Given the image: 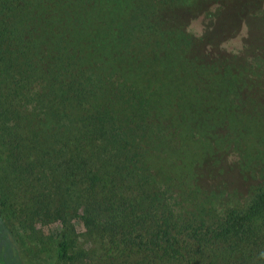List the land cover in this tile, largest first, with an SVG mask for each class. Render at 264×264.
Here are the masks:
<instances>
[{"label":"trees","instance_id":"obj_1","mask_svg":"<svg viewBox=\"0 0 264 264\" xmlns=\"http://www.w3.org/2000/svg\"><path fill=\"white\" fill-rule=\"evenodd\" d=\"M232 3L0 0V171L12 175L0 205L21 192L30 228L59 200L49 235L61 264L85 257L91 234L98 264H264V181L223 203L221 190L184 182L203 148L192 114L215 122L205 138L223 131L231 111L216 90L253 86L249 64L214 56V41L205 48L188 28L202 15L215 38L207 25ZM70 219L85 228L80 247Z\"/></svg>","mask_w":264,"mask_h":264},{"label":"rangeland","instance_id":"obj_2","mask_svg":"<svg viewBox=\"0 0 264 264\" xmlns=\"http://www.w3.org/2000/svg\"><path fill=\"white\" fill-rule=\"evenodd\" d=\"M232 1V4L226 6V10L213 17L212 26L207 25V28L213 31L215 38L205 37L202 15L196 16L188 26L196 36L199 35L205 40V48L210 46L207 44L208 40L214 41L216 44L213 47L214 56L226 63L228 61L246 62L251 66L249 80L252 81L254 87L239 81L238 78H233L226 88L216 90V93L224 97L221 102L226 103V109L231 111L230 126L225 125L226 129L223 131H216L214 128L215 133L207 132L205 138V132L209 130L208 126L216 127L215 122L209 123L208 126L203 125L201 116L192 114L193 121H197L192 130L196 132L199 130L200 135L193 137L196 142L203 145V148L199 149L196 160L191 165L193 172L184 175V182L195 184L200 189L214 192L216 195L221 190L219 203L228 202L234 197L233 193L236 194V199L239 202L246 201L250 193V191L247 192L248 186L256 187L257 183L264 181V0L252 1L250 7L256 10H248L250 7L245 2L243 7L247 6L246 9L239 10L242 8L238 3L239 0ZM169 61L172 62L170 59ZM194 79L199 81L200 78L195 76ZM198 85L204 86L202 82ZM250 88L252 90L254 88V91ZM207 100L214 99L207 98ZM200 101L205 102L206 107L208 106L204 98ZM251 104H255L259 108L254 110L250 106L247 108V115L244 114L243 108ZM213 141L219 143L220 148L214 147L210 150L206 147ZM3 176H6V179ZM11 177L12 175L7 170H1L0 186L3 183L6 185L7 178ZM24 191V196H26L31 190L27 188ZM20 194L21 192L15 188L10 192V203H15L12 207H9L8 203L5 207L0 205V219L6 225L8 236L15 234L17 250L22 257V263L61 264L53 256L54 239L49 235L55 229H60L61 218L56 211L59 200L52 203L47 214L48 217L42 221H33L31 227L27 228L24 227L25 224L21 225L18 221V216L22 222L24 221L23 215L18 209L21 202H24L23 196ZM59 196L60 194L57 195V198ZM13 216H16L17 220ZM68 223L74 226V231L71 233V236L75 237L73 245L80 247L82 240L85 239L81 237L85 228L80 224H75L71 219L68 220ZM11 229L13 234L10 232ZM86 236L91 249L88 250L85 257L75 259L71 264H98L99 255L101 256L103 253L101 251L103 243L95 234ZM102 258L107 260L110 257L103 255Z\"/></svg>","mask_w":264,"mask_h":264},{"label":"flooded vegetation","instance_id":"obj_3","mask_svg":"<svg viewBox=\"0 0 264 264\" xmlns=\"http://www.w3.org/2000/svg\"><path fill=\"white\" fill-rule=\"evenodd\" d=\"M0 219V262L3 264H23L17 250L16 239L6 232V227Z\"/></svg>","mask_w":264,"mask_h":264},{"label":"water","instance_id":"obj_4","mask_svg":"<svg viewBox=\"0 0 264 264\" xmlns=\"http://www.w3.org/2000/svg\"><path fill=\"white\" fill-rule=\"evenodd\" d=\"M0 264H3V263L0 262Z\"/></svg>","mask_w":264,"mask_h":264},{"label":"clouds","instance_id":"obj_5","mask_svg":"<svg viewBox=\"0 0 264 264\" xmlns=\"http://www.w3.org/2000/svg\"><path fill=\"white\" fill-rule=\"evenodd\" d=\"M262 255H264V254H262Z\"/></svg>","mask_w":264,"mask_h":264}]
</instances>
